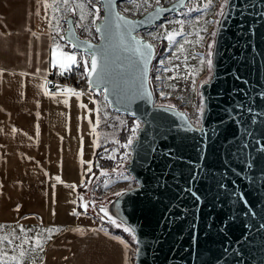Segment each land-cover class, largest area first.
Listing matches in <instances>:
<instances>
[{
    "label": "water",
    "instance_id": "water-1",
    "mask_svg": "<svg viewBox=\"0 0 264 264\" xmlns=\"http://www.w3.org/2000/svg\"><path fill=\"white\" fill-rule=\"evenodd\" d=\"M121 1L100 0L94 29L108 24L106 35L83 37L69 14L63 36L81 53L87 71L95 53L92 90L138 126L119 174L136 185L105 198L118 201L127 214L124 226L136 237L135 264H264V0H228L217 16L211 41L227 26L218 51L209 48L212 77L202 87L197 127L175 104L155 101L151 72L160 47L142 35L188 0L158 4L139 18L125 15ZM131 37L152 48L141 49V56ZM138 90L145 95L132 99ZM101 175L100 181L113 176Z\"/></svg>",
    "mask_w": 264,
    "mask_h": 264
},
{
    "label": "crops",
    "instance_id": "crops-1",
    "mask_svg": "<svg viewBox=\"0 0 264 264\" xmlns=\"http://www.w3.org/2000/svg\"><path fill=\"white\" fill-rule=\"evenodd\" d=\"M70 2L64 14L62 0H0V264H135L132 238L83 208L94 183L99 200L135 186L99 180L109 158L100 125L118 113L103 94L47 89L50 71L86 70L60 31L69 14L77 26L94 21L98 4ZM92 26L95 35L80 34L96 39Z\"/></svg>",
    "mask_w": 264,
    "mask_h": 264
},
{
    "label": "rangeland",
    "instance_id": "rangeland-1",
    "mask_svg": "<svg viewBox=\"0 0 264 264\" xmlns=\"http://www.w3.org/2000/svg\"><path fill=\"white\" fill-rule=\"evenodd\" d=\"M176 1L160 0L159 5L166 7ZM92 2L98 4L93 7L95 20L97 15L99 18L101 17L100 7L102 4L100 0H92ZM62 5H64L63 0ZM157 5L156 0H147V3L145 0H122L119 3V8L125 15L139 18L156 8ZM186 5V8L174 15H169L166 20L154 28L144 30L142 35L160 47L156 50L159 56L156 58L151 72L155 101L175 104L181 111H187L198 125L201 123L203 109L202 87L206 84L205 81L209 82L212 77L213 67L209 71L207 65V60L210 59L209 48L212 45L211 49L216 50L215 52L218 51L222 33L227 26L226 21L219 27L221 34L217 36L216 40L211 41L218 18L217 13L221 10V6L225 5V0H188ZM96 9H99L98 14ZM64 12L67 14V11ZM230 14L231 12L228 13L226 19ZM92 23V17L88 15L85 24H81L83 27L79 26L78 29L85 35H95ZM65 28L66 23L63 22L60 33L64 32ZM168 32L180 34L175 36L173 42H169L165 38ZM153 37L156 38L153 39ZM82 61L87 64L84 58ZM201 61L204 62L201 63ZM133 128L137 129V126L134 120L126 114H110L101 123L100 135L102 139L107 141V148H109L108 163L105 168H102L103 175L121 177L119 174L126 170V164L123 162L128 161L131 151L127 140L135 138L138 133L137 129L135 136H133ZM117 164L119 165L116 166ZM113 176L106 177L101 182L107 181ZM94 195L93 202L83 204L86 212L108 224L110 223L108 219L99 211L101 207H104L117 220L118 224L124 226L127 214L120 203L114 199L99 200L97 191L94 192ZM116 234L129 241L121 234ZM134 254L135 248L132 246V260L135 259Z\"/></svg>",
    "mask_w": 264,
    "mask_h": 264
},
{
    "label": "snow or ice",
    "instance_id": "snow-or-ice-1",
    "mask_svg": "<svg viewBox=\"0 0 264 264\" xmlns=\"http://www.w3.org/2000/svg\"><path fill=\"white\" fill-rule=\"evenodd\" d=\"M159 2H160V0H156V3L157 4H159ZM69 3H70V0H63V4L65 5V11H71V9H69L67 7L69 5ZM145 3H147V0H145ZM227 3H228V0H225V5H227ZM77 7H81L82 8L83 6L82 5H77ZM224 10H225L224 9V6L222 5L221 6V11L219 13H217V15L223 16ZM96 13L97 14L99 13V9H96ZM98 18H99V16L97 15V19ZM80 19L81 20L84 19V15L83 14L81 15ZM117 19L120 20L124 25H131L132 24L131 21L125 20L123 17H119L118 16ZM179 23H182V22H179ZM217 23H218V21H217ZM93 24H95V21H93ZM78 26L83 27V25H78ZM109 30H110V25H108V24H105V26L103 28H101L100 26H97L96 27V31L97 32H100L102 35H106L109 32ZM179 34L180 33L168 32V33H166L165 38L169 42H173L175 40V36L176 35H179ZM212 35L215 36L216 33H213ZM155 38L156 37H153V39H155ZM131 41H132V45H133V50L135 52L140 53L141 56L144 55V53H143V51H141V49H149L150 50L152 48V46L150 44H142L141 41L139 39H137L136 37H131ZM73 47H75V45H73ZM88 47L91 48L92 46L91 45H88ZM210 47H211V45H210ZM209 54H211V53H209ZM67 59L69 61H72V62H75L76 61V58L74 56H68ZM203 62L204 61H201V63H203ZM212 63H213L212 60H210V59L207 60V65H208L209 71L212 68ZM84 67L86 69V74L88 75L89 78H91L93 74H96L97 73L98 64H97V60H96V57H95V53H93V55L91 57V61H90V71H87V68H88V65L87 64H85ZM145 67H146V65H145ZM205 83H207V81H205ZM108 86H109L108 84L105 85L106 88ZM117 88H118V85L113 83L112 84V91H116ZM129 95H131V94L129 93ZM144 95L145 94L142 91H139L138 90L135 95H131V98L132 99H135L137 96H139V97L142 98ZM147 95L150 96L151 94L148 93ZM105 100H107V97H105ZM161 107H164V106L162 105ZM136 130H137L136 128H133L132 129L133 136H135ZM128 143L131 144L132 141L129 140ZM115 195L117 197H120V196L124 195V193H122V192H116ZM85 207H87V206L85 205ZM99 211L103 213L104 217H106L110 223H112L113 225H115L117 227H120V224L117 223V220L114 219L113 216L110 215L109 212L104 207H101L99 209ZM21 231H24V230L21 229ZM123 231L129 233V235L132 236V239L133 240L136 239L135 235L133 234V232H132V230L130 228L124 227L123 228ZM4 239H6V238L0 237V241H3ZM7 242L9 244H11L12 241L11 240H8ZM25 243H27V240H25ZM120 243L124 245L125 249H127L128 245L125 244L123 240H120ZM37 245L39 246V241H37ZM24 254L25 253L23 251H21L20 255L23 256Z\"/></svg>",
    "mask_w": 264,
    "mask_h": 264
},
{
    "label": "built area",
    "instance_id": "built-area-1",
    "mask_svg": "<svg viewBox=\"0 0 264 264\" xmlns=\"http://www.w3.org/2000/svg\"><path fill=\"white\" fill-rule=\"evenodd\" d=\"M65 31L66 28L64 32ZM86 58L90 60V55L86 54ZM46 83L49 95H57L61 92L71 91L89 97L96 96V92L92 90L88 76L84 71L81 70L79 66H74L70 68H58L54 71H50L46 78ZM186 114L189 116L192 123L197 127L199 124L197 125L193 121L191 115L187 111Z\"/></svg>",
    "mask_w": 264,
    "mask_h": 264
}]
</instances>
